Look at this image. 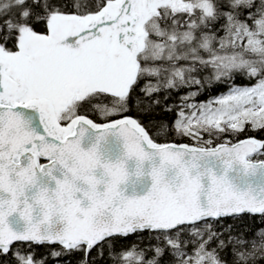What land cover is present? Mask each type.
I'll return each instance as SVG.
<instances>
[{"label": "snow or ice", "instance_id": "snow-or-ice-1", "mask_svg": "<svg viewBox=\"0 0 264 264\" xmlns=\"http://www.w3.org/2000/svg\"><path fill=\"white\" fill-rule=\"evenodd\" d=\"M245 132H264V0H0V264H264V229L238 228L264 220Z\"/></svg>", "mask_w": 264, "mask_h": 264}, {"label": "trees", "instance_id": "trees-1", "mask_svg": "<svg viewBox=\"0 0 264 264\" xmlns=\"http://www.w3.org/2000/svg\"><path fill=\"white\" fill-rule=\"evenodd\" d=\"M248 83L250 82L247 80H243V79L236 80V84L238 85H245ZM186 91H187L186 89H181L179 93L173 96V99H176L179 95L185 94ZM226 91H227V87L224 85H213L210 89L204 90L201 93V95H199L196 99L199 102H203V101L208 100L211 97H214ZM127 115H132L133 117L141 116V118H143L146 123H149V121H151L150 127L153 130L152 134L154 131L159 132V135H157L158 142H166V141H172V140H175V142L188 141L187 139H181L180 137L176 136L174 133L165 135V132L163 130H160L161 121H164L169 126H171L172 121H173V115L171 113L166 114V113L160 112L159 110H155L152 116L149 118V117H143L142 114H139L136 111L135 107H133V109L130 112H128ZM89 117L91 119H94L96 122H104L103 120H101L100 118L96 116H89ZM249 136L264 137V132H259V133L245 132L244 134L241 135L240 139L249 137ZM228 223H233V222L228 221ZM238 228L241 231H245L247 235L250 237L255 233V231L259 229H264V220H262L258 215L255 217L246 216L242 222H238ZM150 243H155V241L150 240L148 238L147 233H145L143 236L131 235L128 238L121 239L117 243L115 252L120 253L121 251H124V250H131L133 245H136L138 248H145ZM32 250L35 252L37 259L47 256L50 251V249L46 246H34ZM93 256H95V253H93ZM69 259L72 261V264H78L77 256L64 257L62 258L61 264H65V262ZM46 264H56V262L52 260L51 257H48V259L46 260ZM98 264H116V261L110 258L106 253L103 258V261L98 262Z\"/></svg>", "mask_w": 264, "mask_h": 264}, {"label": "rangeland", "instance_id": "rangeland-1", "mask_svg": "<svg viewBox=\"0 0 264 264\" xmlns=\"http://www.w3.org/2000/svg\"><path fill=\"white\" fill-rule=\"evenodd\" d=\"M227 92V91H226ZM223 93H225V92H223ZM221 94V93H220ZM220 94H218V95H220ZM218 95H216V96H218ZM207 101V100H206ZM206 101H203V102H206ZM103 103L104 104H107L108 103V100L107 99H104L103 100ZM89 115L90 116H98V115H96V114H93V113H89ZM99 118V117H98ZM153 135H155V136H157V135H159V132H153ZM186 142H188V143H190L191 145L194 143L193 141H191V140H188V141H186Z\"/></svg>", "mask_w": 264, "mask_h": 264}, {"label": "bare ground", "instance_id": "bare-ground-1", "mask_svg": "<svg viewBox=\"0 0 264 264\" xmlns=\"http://www.w3.org/2000/svg\"><path fill=\"white\" fill-rule=\"evenodd\" d=\"M90 118V117H89Z\"/></svg>", "mask_w": 264, "mask_h": 264}, {"label": "flooded vegetation", "instance_id": "flooded-vegetation-1", "mask_svg": "<svg viewBox=\"0 0 264 264\" xmlns=\"http://www.w3.org/2000/svg\"><path fill=\"white\" fill-rule=\"evenodd\" d=\"M90 116V115H89Z\"/></svg>", "mask_w": 264, "mask_h": 264}]
</instances>
